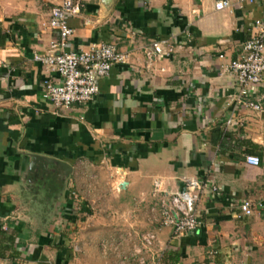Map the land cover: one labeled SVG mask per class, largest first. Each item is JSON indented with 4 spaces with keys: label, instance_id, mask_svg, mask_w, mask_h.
Here are the masks:
<instances>
[{
    "label": "crops",
    "instance_id": "1",
    "mask_svg": "<svg viewBox=\"0 0 264 264\" xmlns=\"http://www.w3.org/2000/svg\"><path fill=\"white\" fill-rule=\"evenodd\" d=\"M217 1L77 0L67 50L114 42L129 57L90 103L57 109L44 84L61 77L35 61L59 39L50 5L0 0V264H264V86L246 98L261 111L240 106L226 71L264 0ZM154 41L173 52L149 62ZM190 179L218 191L202 194L198 230L177 236L154 182L175 194Z\"/></svg>",
    "mask_w": 264,
    "mask_h": 264
},
{
    "label": "built area",
    "instance_id": "2",
    "mask_svg": "<svg viewBox=\"0 0 264 264\" xmlns=\"http://www.w3.org/2000/svg\"><path fill=\"white\" fill-rule=\"evenodd\" d=\"M50 5L49 27L57 30L59 39L52 43L51 53L47 55H35V61L43 67L49 68L59 74L61 81L52 83L49 80L44 84V97L57 109H68L74 104H88L99 93L100 80L110 75L116 64H124L128 60V54L118 50L114 42L94 44L88 51H68V40L74 34L70 25L69 16L75 12L77 0H41ZM255 0H219L215 4L216 11H226ZM173 52L172 46L164 43L152 42L144 47V53L150 62L158 56H169ZM226 71L233 74L239 88L236 99L238 105L261 111V106L246 100L250 94L251 86H264V18L256 20L250 31L249 39L244 43L243 54L240 59L232 61ZM234 124L233 119L227 121V125ZM246 163L258 167L261 159L258 156L249 155ZM205 190L217 192L215 185L199 179H190L185 183V188L179 193L168 194L164 191L161 182H154L152 192L160 206L161 224L171 227L177 236H186L198 230L199 213L198 205ZM259 207L261 204L258 205ZM244 216H251L254 205L245 200L240 205ZM7 226L1 230L6 231ZM155 236L148 233L144 241L151 246ZM138 253V252H137ZM121 264H128L127 261Z\"/></svg>",
    "mask_w": 264,
    "mask_h": 264
},
{
    "label": "water",
    "instance_id": "3",
    "mask_svg": "<svg viewBox=\"0 0 264 264\" xmlns=\"http://www.w3.org/2000/svg\"><path fill=\"white\" fill-rule=\"evenodd\" d=\"M64 167V169H67V166H63Z\"/></svg>",
    "mask_w": 264,
    "mask_h": 264
}]
</instances>
